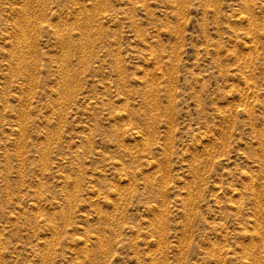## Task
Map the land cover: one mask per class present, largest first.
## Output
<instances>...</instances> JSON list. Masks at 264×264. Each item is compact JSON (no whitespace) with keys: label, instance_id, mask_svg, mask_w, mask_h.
<instances>
[{"label":"rangeland","instance_id":"374dc122","mask_svg":"<svg viewBox=\"0 0 264 264\" xmlns=\"http://www.w3.org/2000/svg\"><path fill=\"white\" fill-rule=\"evenodd\" d=\"M0 264H264V0H0Z\"/></svg>","mask_w":264,"mask_h":264},{"label":"bare ground","instance_id":"6f19581e","mask_svg":"<svg viewBox=\"0 0 264 264\" xmlns=\"http://www.w3.org/2000/svg\"><path fill=\"white\" fill-rule=\"evenodd\" d=\"M61 38V37H60ZM247 88V87H246ZM248 176V175H247Z\"/></svg>","mask_w":264,"mask_h":264}]
</instances>
